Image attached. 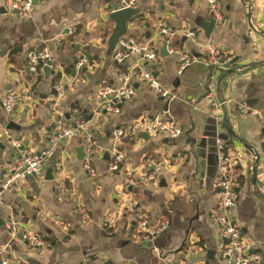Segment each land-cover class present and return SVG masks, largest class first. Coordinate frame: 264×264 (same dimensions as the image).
<instances>
[{
    "label": "crops",
    "instance_id": "crops-1",
    "mask_svg": "<svg viewBox=\"0 0 264 264\" xmlns=\"http://www.w3.org/2000/svg\"><path fill=\"white\" fill-rule=\"evenodd\" d=\"M120 1L37 0L26 17L6 11L0 2V174L7 175L24 153L53 150L40 178L27 177L19 189L3 193L0 248L8 264H224V242L209 219L217 203V162L207 158L199 165L208 153L197 148L213 132L224 139L231 160L238 194L231 215L244 244L258 257L254 264H264V0H217L221 23L211 20L207 0H138L139 15L127 23L123 39L152 47L156 60L133 54L117 63V47L110 52L108 40L114 28L110 14ZM202 23H214L208 37ZM163 27L174 33L175 47L204 57L202 46L211 43L235 63L216 80L214 70L201 63L179 75L176 57L166 51ZM188 31L193 38L186 37ZM71 36L74 50L67 43ZM40 52L53 61L47 76L43 67L40 74L29 70L28 54ZM76 53L90 65L77 69ZM141 68L170 98H161L142 81ZM56 72L65 76L61 98L53 88ZM123 74L131 75L134 95L117 115L99 110L98 92L118 87ZM6 96L15 97L10 113L2 104ZM83 112L90 119L79 136L53 142L54 120L61 118L69 127ZM166 116L180 125V136L124 137L117 147L124 160L117 172L110 171L114 130ZM10 124L14 128L6 130ZM80 146L86 154L82 160L74 151ZM86 160L93 178L84 169ZM50 164L53 179L46 180ZM129 177L134 185L124 187ZM62 180L71 194L58 201L55 187ZM75 202L87 209L88 222L76 214ZM136 212L145 218L147 232L140 231ZM11 216L18 223L13 232L5 228ZM149 232H155L150 242L143 239ZM24 234L42 238L47 247H29Z\"/></svg>",
    "mask_w": 264,
    "mask_h": 264
},
{
    "label": "built area",
    "instance_id": "built-area-1",
    "mask_svg": "<svg viewBox=\"0 0 264 264\" xmlns=\"http://www.w3.org/2000/svg\"><path fill=\"white\" fill-rule=\"evenodd\" d=\"M3 8L8 12L17 11L21 17L28 16L32 10L33 5L31 0H0ZM138 0H121L120 8L128 9L135 8ZM208 13L211 20L214 23L223 22V13L221 6L217 0H207ZM249 24L252 31H257V26L249 19ZM161 35L163 36L166 51L173 54L177 60V74H182L190 65L194 63H201L207 68L214 70L212 79L216 80L222 71L227 69V65L233 61L232 57L225 55L217 46L211 43H204L203 49L205 51L204 57L193 56L182 49L174 48L172 44V38L174 33L167 27L161 29ZM187 38H193L194 33L188 31L186 33ZM133 54H138L146 62H154L156 60L155 49L152 47H146L132 39L121 38L117 43V50L114 54V59L117 63H122L127 57ZM76 68L80 69L90 65V61L86 59L82 54L76 53ZM50 63L52 68L53 61L48 53H29L28 63L29 70L34 74L37 73V68L42 64L44 67L47 63ZM142 81L153 91H155L161 98H170V92L162 87L151 74L144 71L141 68ZM56 76H59L54 84V90L58 98L64 95L65 76L62 72H56ZM134 95V88L132 86L131 75L123 74L120 77L119 85L116 88L106 87L100 90L97 94L98 109L110 114H119L120 106L123 102L131 99ZM15 103L14 96H6L2 100L4 110L10 113ZM222 103L216 104L215 107H220ZM243 112L247 110L240 106ZM256 114V112H254ZM55 133L53 142L64 138L65 141H72L80 134V130L83 125L81 118L77 119L72 126L64 127L61 118L54 120ZM138 133H146L150 137L157 136L159 133L165 134L170 139H175L181 135L182 130L180 125L171 119L169 116L158 117L152 121H137L128 128H117L111 134V152L112 157L109 160V169L112 172H117L120 169L121 163L124 160L123 154L117 149L121 140L124 137H134ZM9 144L18 148V143L8 138ZM264 144V137L262 139ZM216 162H217V175L214 179V188L217 191V203L209 211V219L216 226L219 237L223 240V248L221 251V260L224 264H254L258 257L250 253L249 248L244 244L241 228L239 223L232 217V210L236 207L238 201V194L235 191L232 180V165L229 155L226 152V144L223 138L216 139ZM253 151L254 150H250ZM53 150H45L39 153H24L20 157L16 166L9 171L7 175L3 176L0 181V208L2 206V196L6 190L19 189V183L25 178L33 176L40 178L43 174L44 164L48 159L52 157ZM255 154V153H254ZM56 171L60 172V164L55 165ZM84 169L90 178L95 177V172L86 160ZM134 185L133 178L129 177L124 180L123 186L129 187ZM56 199L58 201H64L71 194V186L66 181H61L55 187ZM131 208H134V204H131ZM75 212L81 218L83 223L89 221V214L87 209L80 203L75 202ZM138 227L141 232H147V222L140 212H136ZM17 221L11 216L6 223L5 228L9 232H13L16 228ZM111 227V226H110ZM155 232H149L143 237L145 241H151V237ZM23 239L26 244L31 248L44 249L47 247V243L40 237L31 234H24ZM5 248H0V264H8L6 259Z\"/></svg>",
    "mask_w": 264,
    "mask_h": 264
},
{
    "label": "water",
    "instance_id": "water-1",
    "mask_svg": "<svg viewBox=\"0 0 264 264\" xmlns=\"http://www.w3.org/2000/svg\"><path fill=\"white\" fill-rule=\"evenodd\" d=\"M32 5L35 6L37 4V0H31ZM5 11V10H4ZM12 14L14 15H18L17 11H13ZM139 15V10L137 8H128V9H121L116 8L111 14H110V19L112 20V22L114 23V28L110 34L109 40H108V48L110 52H113L116 47H117V43L121 38H124L127 34H128V30H127V23L130 22L135 16ZM214 27V23H202L201 24V28L203 29L205 35L208 37L209 33L211 31V29ZM165 51V50H164ZM233 63H235V61H233L231 64L227 65V68H229ZM50 63L48 62L44 67H43V72L44 74L47 76V74L50 72ZM85 71V68L82 70ZM67 118V116H66ZM14 128V126L12 124L7 126L6 130H12ZM141 137L147 138L149 137L146 133H140L139 134ZM216 138H218L216 136V134L213 132L212 135L210 134H205L203 136V139L201 141V143H199V145H197V148L199 149H205L208 153L207 157L205 158V160H201L199 162V165H202L203 162L205 161L206 163V159L207 158H211L213 159V162L216 163ZM221 138V137H219ZM62 143H65V139L61 138L59 140ZM207 143H210V145H208L209 147H207ZM203 144L206 145L205 147H203ZM262 148H264V145H261ZM3 146L0 145V148H2ZM253 150V149H252ZM74 151L77 154V158H79L80 160L85 158V152H84V146H80L77 148H74ZM197 156L199 158H201L199 156V153H197ZM104 158L106 160L109 159L108 154H105ZM52 172H53V165L50 164L47 166L46 168V176L45 179L46 180H52ZM5 172H1L0 174V178L3 179ZM162 181V180H161Z\"/></svg>",
    "mask_w": 264,
    "mask_h": 264
},
{
    "label": "trees",
    "instance_id": "trees-1",
    "mask_svg": "<svg viewBox=\"0 0 264 264\" xmlns=\"http://www.w3.org/2000/svg\"><path fill=\"white\" fill-rule=\"evenodd\" d=\"M67 43L70 45V47L72 48V50H74V47L72 46V43H73V38H72V36L71 37H69V39L67 40ZM67 44V45H68ZM172 45V44H171ZM174 48H176V49H179V48H177V47H175V45L173 44L172 45ZM52 66H53V63H52ZM54 67V66H53ZM41 68H42V64L40 65V66H38V68H37V73L38 74H40L41 73ZM68 72V71H67ZM59 78V76H56L55 77V80H57ZM74 109H77V107L76 106H74V105H72V107H71V110H74ZM90 119V115L89 114H87L86 115V113H84L83 112V115H82V117H81V120L83 121V123H85V122H87L88 120Z\"/></svg>",
    "mask_w": 264,
    "mask_h": 264
}]
</instances>
